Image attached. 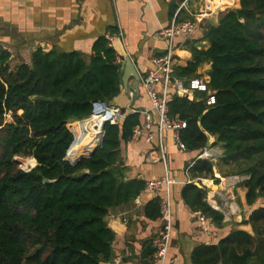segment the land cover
Returning <instances> with one entry per match:
<instances>
[{"label": "trees", "instance_id": "trees-1", "mask_svg": "<svg viewBox=\"0 0 264 264\" xmlns=\"http://www.w3.org/2000/svg\"><path fill=\"white\" fill-rule=\"evenodd\" d=\"M204 38L209 45L191 43L192 61L175 67L172 81L188 84L202 63L211 62L209 91L199 90L193 99L178 92L169 100V115L187 122L181 139L188 149L202 153L207 133L215 138L212 147L222 149L215 160L197 158L192 176L215 178V168L223 176L245 175L252 205L264 199V0H240L239 8L210 23ZM94 48L88 60L79 51L38 48L31 63L12 67L11 53L0 47V264L113 261L116 233L106 219L109 209L146 187L144 180L128 177L121 156L122 144L145 122L142 111L122 108L125 117L104 125L94 152L71 162L78 158L80 136L73 144L70 122L88 120L94 101L116 105L122 91V57L105 36ZM210 93L214 104H208ZM18 156L37 163L23 169ZM183 197L217 228L225 226L204 189L188 183ZM160 202L157 196L147 203V217H159ZM245 222L252 233L233 229L217 243L197 245L192 264H264V206Z\"/></svg>", "mask_w": 264, "mask_h": 264}, {"label": "crops", "instance_id": "crops-1", "mask_svg": "<svg viewBox=\"0 0 264 264\" xmlns=\"http://www.w3.org/2000/svg\"><path fill=\"white\" fill-rule=\"evenodd\" d=\"M207 6L212 14L218 12L220 15L228 9L239 8L240 0H0V47L11 53L12 67L22 62L31 63L32 53L38 48L45 51H79L88 60L95 52L94 44L100 37L109 39L114 48L115 41L121 40L124 51L130 56L141 77L140 94L135 98V91L130 87L126 89L123 83L120 96L113 102L128 111L150 110L154 126L151 142H147L143 135L132 137L128 143L122 144L121 156L128 166L130 179L138 178L147 182L165 174L175 179L170 188L173 229L168 254L170 258L177 259L176 264H192L191 254L197 245L217 243L233 229L240 228L252 233L251 224L245 221L253 210L264 206L263 198L252 205L248 204L243 175L223 176L215 168V178H194L188 167L197 159L199 152L181 149L172 131L160 132L159 113L153 108V102L142 86L143 78L154 67L153 58L163 55L168 46V39L160 36V31L172 24L175 14L180 12L179 21L193 19ZM210 17L203 18L192 34L175 38V67H185L192 61L189 48L191 43H197L199 48L209 45L204 34L210 26ZM123 59L118 61L122 64ZM211 67V62L202 63L195 77L204 78L209 83ZM121 69L123 71V65ZM134 82L135 77L132 75L129 77V86ZM156 88L162 96L163 83H158ZM198 91H194L193 97ZM166 94L170 100L178 94V89L171 84ZM82 121L85 120L72 121L70 125L75 127L81 124V128L88 129L85 125L87 123ZM94 127L90 126L91 131H88L90 142L82 140L81 146H90L88 144L92 141L90 137L94 135ZM73 132L76 135V131ZM160 139L163 140L167 154V171L163 161L158 160ZM217 147L221 152V147ZM81 150L74 156L79 157L83 153ZM234 176H239L240 181ZM197 181L203 184L204 188L201 189L206 191L208 202L209 195L215 191L233 193L240 208V218L234 217L232 221L225 222L223 228L213 225L210 233L205 231L199 214L183 197L186 184ZM232 182L233 186L228 185ZM154 197L143 190L134 200L109 209L106 219L116 233L113 243L115 255L113 261L104 264H157L150 253L154 250L153 239L160 221L145 214V206ZM116 258L120 261H115Z\"/></svg>", "mask_w": 264, "mask_h": 264}, {"label": "built area", "instance_id": "built-area-1", "mask_svg": "<svg viewBox=\"0 0 264 264\" xmlns=\"http://www.w3.org/2000/svg\"><path fill=\"white\" fill-rule=\"evenodd\" d=\"M211 14L212 13L209 6H207L199 14L195 15L193 19L179 21L178 13L175 14L172 24L168 28L160 31V36L168 39V46L166 52L163 55L153 58L152 61L154 67L142 80V86L145 88L147 94L151 98L153 102V108H155L159 113L160 132H162L163 130L172 131L174 133V137L178 143V146L181 149H187L186 144L181 139V130L187 127V122L183 119L171 117L169 115V97L166 94V90L171 84H174L178 89V92L183 93V96H187L193 99V93L195 90L209 91V87L208 82L201 77H194L190 79L188 84H185L184 80L180 78L175 79L174 82L172 81L175 63L177 61V49L175 47V38L182 35L185 36L192 34L196 30L202 19L209 18ZM115 36L116 34L111 38H114ZM160 82H162L164 86V93L162 96L158 94L156 88L157 84ZM214 103L215 96L210 93V96L208 98V104ZM142 112L145 116V122L143 126H136L134 128L133 138L143 135L145 136V140L147 142H151L154 138V126L152 115L150 110H144ZM95 113L103 114L106 116V119L103 124H106L107 122L111 124H118L120 120L125 117V114L120 106L112 105L106 101L101 100L93 102V110L91 116ZM100 134L101 138L99 143L101 142L103 136V130H101ZM158 151L160 153L158 160L163 161L167 171V154L162 139H160ZM221 153L222 151L220 152L218 149H215L211 146L205 148L204 151L200 153L197 158H208L211 160H215L218 156L221 155ZM192 165L193 163L189 165L188 169ZM234 177L238 181H240L239 176ZM244 178L245 177H243V179ZM173 183H175V179L170 177L168 174H165L159 178L147 181L146 187L144 189L145 192L151 193L155 195V197L160 196L161 200L160 215L158 217L160 225L153 239V245L155 248L153 257L157 264H176L177 260L175 257L170 258L168 254L171 245L173 229V211L170 190L171 185ZM233 184L234 183L232 182L228 185L233 186ZM209 200L210 205L214 209L223 213L225 222L232 221L236 215L240 214V208L235 202V196L233 193L227 192L222 194L221 191H215L213 194L209 195ZM199 219L204 224L205 231L210 233V227L214 225L213 219L205 215H199ZM115 261L118 262L120 261V259L116 258Z\"/></svg>", "mask_w": 264, "mask_h": 264}, {"label": "water", "instance_id": "water-1", "mask_svg": "<svg viewBox=\"0 0 264 264\" xmlns=\"http://www.w3.org/2000/svg\"><path fill=\"white\" fill-rule=\"evenodd\" d=\"M218 15L219 13L216 12L214 14L211 15L210 17V21L212 24H217L218 23ZM209 28V26H208ZM208 28L205 29V34L207 35L208 34ZM115 48L116 50L120 53L121 57H123V62H122V65H123V71H122V74H123V83H124V86L126 89H128L129 87L131 89H133L135 91V98H137L140 94V82H141V77L140 75L138 74L136 68H135V65L134 63L132 62L131 58L129 55L126 54V52L124 51V48H123V45H122V42L120 39L116 40L115 41ZM134 76L135 77V82L134 84L130 85L129 86V77L130 76ZM179 95L180 96H183V93L182 92H179ZM104 125L103 124V127H102V130L104 129ZM208 147H211L212 146V143L214 142L215 138L213 136H211L210 134H208ZM76 140H74L75 142ZM73 142V144H74ZM72 144V145H73ZM71 145V147H72ZM100 145V143L93 149V150H86L88 151V153H83L81 154L76 161H71L72 163H76L80 158H83V157H88L90 154H92L94 152V150ZM86 155V156H85ZM196 186L200 187V188H204L203 184H201L199 181H197L195 183ZM241 214L239 215H236L235 216V219H238V217L240 218Z\"/></svg>", "mask_w": 264, "mask_h": 264}, {"label": "rangeland", "instance_id": "rangeland-1", "mask_svg": "<svg viewBox=\"0 0 264 264\" xmlns=\"http://www.w3.org/2000/svg\"><path fill=\"white\" fill-rule=\"evenodd\" d=\"M84 121H82L81 123H83ZM69 127H70V129L72 130V131H76L75 133H76V135H75V140L77 139V132L79 133V132H81L80 134H79V136H80V142H79V148H80V146H81V144H82V140H87V141H89L88 140V138H89V134H88V131H91L90 130V127L88 128V129H86V128H81V124H80V126H78V124H76L75 125V127H74V125H70L69 124ZM97 129V128H96ZM101 130V129H100ZM100 130H96V131H100ZM94 131H92V133H93ZM100 138H101V134L99 135L98 133H94V137L92 138V141H91V143L90 144H88V145H90V146H87V147H90V151L91 150H93L98 144H99V141H100ZM90 142V141H89ZM92 145V146H91ZM82 147H84V144L81 146V149H82ZM215 149H218L219 150V148L217 147V146H215L214 147ZM80 149V151H82ZM80 151L79 152H76V153H80ZM84 153H88V151H84ZM29 158L30 157H16L15 159L19 162V164H20V167L21 168H23V169H31L32 167H34V165L29 161ZM37 163V162H36ZM36 163H35V165H36ZM243 177H245V179L247 178V176H245V175H243ZM235 199H236V197H235Z\"/></svg>", "mask_w": 264, "mask_h": 264}, {"label": "bare ground", "instance_id": "bare-ground-1", "mask_svg": "<svg viewBox=\"0 0 264 264\" xmlns=\"http://www.w3.org/2000/svg\"><path fill=\"white\" fill-rule=\"evenodd\" d=\"M105 119H106V116L105 115L95 113L88 120H86L84 122L87 123V124H85L87 127H90V126L94 127V126H96V123H97L98 125L96 127H94L93 130H94V133L95 134L96 133L100 134L101 131L98 132L96 130L97 129L98 130H100V129L102 130V124L105 121ZM93 137H94V135L92 137H90V138L92 139ZM80 149H81V147L79 148V151H80ZM82 149H83V153H84V151L90 150V147H86V148L85 147H82ZM83 153H81V154H83ZM29 161L35 166L36 159H34V158L31 157V158H29Z\"/></svg>", "mask_w": 264, "mask_h": 264}]
</instances>
